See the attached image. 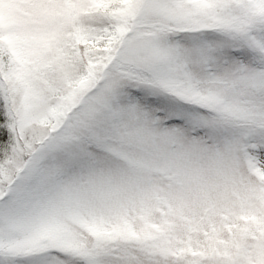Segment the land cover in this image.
I'll list each match as a JSON object with an SVG mask.
<instances>
[{
    "label": "snow or ice",
    "instance_id": "6c2138e0",
    "mask_svg": "<svg viewBox=\"0 0 264 264\" xmlns=\"http://www.w3.org/2000/svg\"><path fill=\"white\" fill-rule=\"evenodd\" d=\"M0 264H264V0H0Z\"/></svg>",
    "mask_w": 264,
    "mask_h": 264
}]
</instances>
